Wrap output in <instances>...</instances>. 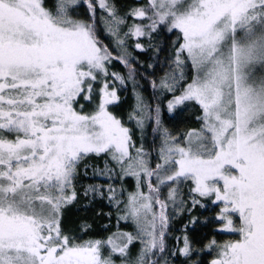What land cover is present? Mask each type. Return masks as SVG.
<instances>
[{
	"label": "snow or ice",
	"instance_id": "6c2138e0",
	"mask_svg": "<svg viewBox=\"0 0 264 264\" xmlns=\"http://www.w3.org/2000/svg\"><path fill=\"white\" fill-rule=\"evenodd\" d=\"M0 264H264V0H0Z\"/></svg>",
	"mask_w": 264,
	"mask_h": 264
}]
</instances>
